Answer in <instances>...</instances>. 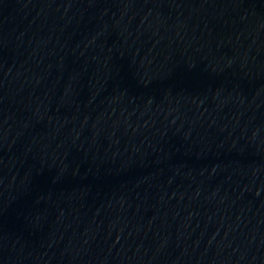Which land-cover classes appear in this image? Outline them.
I'll return each instance as SVG.
<instances>
[{"label": "water", "instance_id": "1", "mask_svg": "<svg viewBox=\"0 0 264 264\" xmlns=\"http://www.w3.org/2000/svg\"><path fill=\"white\" fill-rule=\"evenodd\" d=\"M0 264H264V0H0Z\"/></svg>", "mask_w": 264, "mask_h": 264}]
</instances>
